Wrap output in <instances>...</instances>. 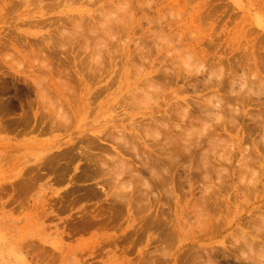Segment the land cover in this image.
I'll return each instance as SVG.
<instances>
[{"label": "rangeland", "instance_id": "rangeland-1", "mask_svg": "<svg viewBox=\"0 0 264 264\" xmlns=\"http://www.w3.org/2000/svg\"><path fill=\"white\" fill-rule=\"evenodd\" d=\"M148 1L0 0V264H187L183 263L184 259L191 264H210L205 261L211 254H214L212 264L264 263L263 251L262 254L258 252V256L257 252L250 253L246 248L241 251L246 258L241 257L240 250L237 252L238 261L233 257L226 261L228 255L225 259L217 256L220 254L218 250L240 246L239 240L245 231L254 233L262 227L261 232L264 233V217L261 216L264 213V118L257 121L263 114L259 104L264 101V0ZM79 21L84 22L80 24ZM155 21L161 22L162 27ZM229 33L237 34L234 42L233 38L228 40L226 35ZM208 44L212 45L206 47ZM96 52L101 54L95 55ZM86 62L90 63L89 67ZM255 63L258 64L256 75L252 70ZM85 67H88L87 72ZM96 71L101 77L96 75ZM233 72L237 75L230 78ZM216 75L220 78L217 79ZM240 82H245L243 89ZM252 82L254 84L250 85ZM235 89L241 90L237 95L241 97L240 102L230 103L231 97L237 94L232 93ZM251 89L252 92L253 89L259 91L252 95L253 101L247 106L243 95L249 97ZM258 93L261 95L256 97ZM210 103L215 105L211 108ZM179 106L181 109L177 108ZM184 107L187 112H183ZM214 108H217V113ZM170 109H174L173 112ZM180 113H184L183 116ZM186 115L189 121L185 120ZM248 115L255 119L251 120ZM153 117L165 121L171 136H175V139L171 137L175 148L179 149L175 145H182L178 138L182 130H185L182 132L186 140L191 137L187 144L190 152L188 149L179 150L185 153L179 154V159L173 163L176 167L166 159L161 162H166L164 167H161L163 164L157 166L151 153L144 152L147 147L145 141L153 144L157 152L158 146L161 148L164 144L155 145L161 136L157 133L156 124L152 123ZM196 118L198 121L194 120ZM232 121L239 125L234 127ZM201 122H204L206 132ZM256 125L262 126L261 131H255ZM151 129L155 131L154 137H151ZM117 131L127 133L135 144L141 146L138 154L130 146L118 145L121 142H111L108 136ZM146 131L150 132L149 135ZM242 131L244 134L240 137ZM85 137H94L93 140L96 139V143H101V147L104 145L106 149L101 148V151L97 147L92 150L95 140L91 138L89 142ZM209 137L217 140L214 152L209 151L212 150ZM218 140L222 142L219 144ZM192 142L200 144L194 145L197 151L193 146L191 152ZM204 142L211 146L206 147ZM233 144L235 147H228ZM201 146L208 148L207 151ZM82 147L88 149L82 150ZM109 152L113 161L107 157ZM115 157L123 159V162L120 159L115 161ZM117 162L116 165L111 164ZM123 163L131 164L129 166L135 171H128L126 165L125 168L121 165ZM105 164L109 167L106 168ZM99 166L106 168V174ZM117 168L121 171L119 177L118 174L112 175L116 174ZM152 169L159 170L160 174ZM145 170L150 172L145 174ZM136 171L143 173L139 175ZM167 177L170 182H167ZM206 179L209 183L205 182ZM257 181L256 194L247 201L248 184ZM203 184L209 187L203 188ZM219 184L227 185L222 188ZM192 253L198 256L193 258ZM190 255L191 260L188 258Z\"/></svg>", "mask_w": 264, "mask_h": 264}, {"label": "bare ground", "instance_id": "bare-ground-1", "mask_svg": "<svg viewBox=\"0 0 264 264\" xmlns=\"http://www.w3.org/2000/svg\"><path fill=\"white\" fill-rule=\"evenodd\" d=\"M149 2H150V0L148 1V3H149ZM126 5H127V4H126ZM129 5H130V4H129ZM133 6H134V3H133ZM149 7H150V5H149ZM149 7H147V8H148V11H149ZM154 7H155V6H154ZM154 7H153V9H154ZM188 9H189V8H188ZM188 9H187V10H188ZM134 11H135V9H134ZM210 12H212V11H210ZM130 13H131V12H130ZM154 13H155V12H154ZM213 13H214V12H213ZM205 14H206V13H204V15H205ZM228 14H229V13H228ZM132 15H133V14H132ZM236 15H237V14H236ZM231 16H232V15H231ZM237 16H239V14H238ZM163 17H164V16H163ZM179 17H180V16H179ZM87 18H88V17H87ZM87 18H86V19H87ZM129 18H131L130 15H129ZM232 18H233V17H232ZM83 19H85V18H83ZM83 19H82V20H83ZM167 19H170V18H167ZM205 19H206V18H205ZM70 20H71V19H70ZM79 20H80V19H79ZM129 20H132V19H129ZM207 20H209V19L207 18ZM232 20H233V19H232ZM87 21H88V20H87ZM111 21H112V20H111ZM116 21H117V20H116ZM118 21H119V20H118ZM126 21H127V20H126ZM149 21H150V20H149ZM70 22L72 23V21H70ZM79 22H80V24H82L84 21H83L82 23H81V21H79ZM91 22H92V20H91ZM152 22H154V21H151V23H152ZM202 22H203V21H202ZM62 23H63V22H62ZM122 23H123V22H122ZM129 23H130V22H129ZM129 23H128V24H129ZM155 23H156V21H155ZM159 23H161V22H158V23H156V24L158 25ZM91 24H93V23H91ZM108 24H109V23H108ZM117 24H118V23H117ZM123 24H124V23H123ZM148 24H150V23H148ZM156 24H155V26H156ZM203 24H204V23H203ZM52 25H53V24H52ZM54 25H56V24H54ZM54 25H53V26H54ZM96 25H97V24H96ZM111 25H113V24H111ZM115 25H116V24H115ZM160 25H161V24H159V26H160ZM78 26H81V25H78ZM90 26H91V25H90ZM93 26H94V24H93ZM113 26H114V25H113ZM123 26H124V25H121L120 27H123ZM106 27L108 28V25H106ZM106 27H105V28H106ZM160 27H162V26H160ZM109 28H110V27H109ZM115 28H116V26H115ZM115 28H113V29H115ZM117 28H118V27H117ZM125 28H126V27H125ZM61 29H63V27H62ZM86 29H87V28H86ZM86 29H85V30H86ZM119 29H120V28H119ZM123 29H124V28H123ZM139 29H141V28H139ZM160 29H161V28H160ZM160 29H158V30L160 31ZM54 30H55V29H54ZM110 30H112V29H110ZM110 30H109V31H110ZM116 30H117V29H116ZM156 30H157V27H156ZM163 30H164V29H163ZM58 31H60V29H59ZM103 31H105V30H103ZM60 32H61V31H60ZM107 32H108V31H107ZM110 32H111V31H110ZM113 32H114V31H113ZM116 32H117V31H116ZM161 32H162V30H161ZM161 32H160V33H161ZM164 32H165V31H164ZM111 33H112V32H111ZM117 33H118V32H117ZM165 33H166V32H165ZM158 34H159V33H158ZM162 35L164 36L163 33H162ZM169 35H170V34H169ZM63 36H65V35H63ZM150 36H151V35H150ZM165 36H166V35H165ZM226 36H228V40H230L231 38H233V42L237 39V34H236V33H235V34H233V33H229V34H227ZM226 36H225V37H226ZM146 37H147V36H146ZM178 37H179V36H178ZM165 38H168V36H166ZM162 39H163V38H162ZM191 39H192V38H191ZM193 39H194V38H193ZM163 40H164V39H163ZM175 40H177V39H175ZM153 41H154V40H153ZM155 41H156V40H155ZM170 41H171V40H170ZM170 41H169V42H170ZM208 41H209V40H208ZM150 42H151V41H150ZM150 42H149V43H150ZM162 42H163V41H162ZM173 42H174V41H173ZM177 42H178V41H177ZM206 42H207V41H206ZM143 43H144V42H143ZM208 43H211V42H208ZM217 44H218V43H217ZM144 45H146V44L144 43ZM147 45H148V44H147ZM206 45H207V44H206ZM209 45H210V44H208V46H206V47H209ZM211 45H212V44H211ZM211 45H210V46H211ZM214 45H215V44H214ZM139 46H140V45H139ZM142 47H144V46H142ZM146 47H147V46H146ZM212 47H213V46H212ZM147 48H148V47H147ZM147 48H145V49H147ZM231 48L233 49L234 47L231 46ZM210 49H212V48H210ZM222 49H223V47H222ZM99 52H100V51H99ZM99 52H96L95 55H96L97 53H99ZM147 52H148V51H147ZM147 52H146V53H147ZM222 52H223V50H222ZM248 52H249V51H248ZM228 53H229V52H228ZM99 54H101V53H99ZM143 54H144V53H143ZM263 54H264V53H263ZM147 55H149V54H147ZM225 55H226V54H225ZM257 55H258V54H257ZM99 56H100V55H99ZM143 56H145V54H144ZM262 56H263V55H262ZM145 57H146V56H145ZM96 58H98V55H97ZM138 58H139V57H138ZM216 58H217V57H216ZM227 58H228V57H227ZM103 59H104V58H103ZM219 59H220V58H219ZM65 60H67V59H65ZM76 60H77V59H76ZM139 60H140V58H139ZM146 60H147V59H146ZM227 60H228V59H227ZM52 61H53V60H52ZM97 61H98V60H97ZM232 61H233V60H232ZM232 61H230V62H232ZM263 61H264V60H263ZM61 62H63V61H61ZM82 62H84V61H82ZM146 62H147V61H146ZM196 62H197V61H196ZM225 62H226V61H225ZM235 62H236V61H235ZM235 62H234V63H235ZM86 63H88V62H86ZM97 63H98V62H97ZM97 63H96V64H97ZM113 63H114V62H113ZM237 63H238V62H237ZM243 63H244V62H243ZM50 64H51V63H50ZM82 64H83V63H82ZM89 64H90V63H88V65L86 64V66L89 67ZM101 64H102V63H100V66H101ZM143 64H144V62H143ZM221 64H222V62H221ZM53 65H54V64H53ZM77 65H78V64H77ZM84 65H85V64H84ZM201 65H202V64H201ZM214 65H215V63H214ZM235 65H236V64H235ZM248 65H249V64H248ZM44 66H46V65H44ZM79 66H80V65H79ZM100 66H99V67H100ZM198 66H199V65H198ZM218 66H219V65H218ZM218 66H217V68H218ZM221 66H224V65H221ZM221 66H220V67H221ZM233 66H234V65H233ZM50 67H51V66H50ZM60 67H61V66H60ZM80 67H81V66H80ZM88 67H85L84 70L86 71V70L88 69ZM93 67H95V65H93ZM99 67L97 66L98 69H99ZM105 67H106V66H105ZM105 67H104V68H105ZM234 67H235V66H234ZM247 67H249V66H247ZM252 67H253V66H252ZM254 67H255V68L252 69V70H254V75H256V74L258 73V68H257V67H258V64L256 65V63H255ZM63 68H64V66H63ZM86 68H87V69H86ZM97 68H96V69H97ZM100 68H101V67H100ZM139 68H140V70H142V69H141L142 67L139 66ZM198 68H199V67H198ZM204 68H205V67H204ZM204 68H203V69H204ZM211 68H213V65L211 66ZM217 68H215V69H217ZM222 68H223V67H222ZM231 68H232V67H231ZM263 68H264V67H263ZM102 69H103V68H102ZM203 69H202V71H203ZM205 69H206V68H205ZM223 69H224V68H223ZM80 70H81V69H80ZM109 70H110V69H109ZM196 70H197V69H196ZM198 70H199V69H198ZM198 70H197V71H198ZM207 70H208V69H207ZM218 70H219V69H218ZM218 70H217V71H218ZM233 70H234V69H233ZM233 70H232V71H233ZM240 70H243V71H244V69H242V68H240ZM64 71H65V70H64ZM64 71H63V72H64ZM92 71H93V69H92ZM164 71H166V70L164 69ZM169 71H171V70H169ZM211 71H212V70H211ZM80 72H82V71H80ZM86 72H87V71H86ZM96 72H97V71H96ZM104 72H105V71H104ZM205 72H206V71H205ZM222 72H223V70H222ZM226 72H227V70H226ZM77 73H78V72H77ZM162 73H164V72H162ZM195 73H196V72H195ZM197 73H198V72H197ZM207 73H208V72H207ZM213 73H214V71H213ZM219 73H220V75H221V72H220V71H219ZM224 73H225V72H224ZM243 73H244V72H243ZM245 73H246V72H245ZM263 73H264V72H263ZM58 74H59V73H58ZM144 74L147 75L148 72H145ZM165 74H166V72H165ZM170 74H171V73H170ZM204 74H205V73H204ZM209 74H211V73H209ZM233 74H236V75H237L236 72H235V73L233 72V73L230 75V78L233 77ZM246 74H247V73H246ZM45 75H46V74H45ZM69 75H70V74H69ZM74 75H75V74H74ZM96 75H97V76L99 75V76L101 77V74L99 73V71L97 72ZM108 75H109V74H108ZM211 75H212V74H211ZM240 75H241V74H240ZM242 75H243V74H242ZM252 75H253V73H252ZM99 76H98V77H99ZM168 76H169V75H168ZM209 76H210V75H209ZM212 76H213V75H212ZM218 76H219V75H218ZM221 76H224V74H222ZM245 76H246V75H245ZM154 77H155V76H154ZM165 77H167V76L165 75ZM207 77H208V76H207ZM224 77H225V76H224ZM243 77H244V76H243ZM246 77H247V76H246ZM60 78H61V77H60ZM156 78H157V76H156ZM169 78H172V76L169 77ZM169 78H167V80H168ZM174 78H175V77H174ZM216 78L219 79L220 77L218 78L217 75H216ZM216 78H215V79H216ZM221 78H222V80H224L223 77H221ZM226 78H227V77H226ZM236 78H238V77H236ZM241 78H242V77H241ZM250 78H251V77H250ZM252 78H253V81H254L255 76H253ZM162 79H163V78H162ZM184 79H185V78H184ZM192 79H193V78H192ZM195 79H197V78H195ZM66 80H67V79H66ZM95 80H96V78H95ZM154 80H155V79H154ZM163 80H165V78H164ZM193 80H194V79H193ZM222 80H221V81H222ZM225 80H226V79H225ZM236 80H238V79H236ZM42 81H43V80H42ZM152 81H153V80H152ZM169 81H171V79H170ZM174 81H175V79H174ZM232 81H234V80H232ZM239 81H243V80H239ZM245 81H246V78H245ZM251 81H252V79H251ZM143 82H144V81H143ZM192 82H193V81H192ZM203 82H205V81L203 80ZM203 82H202V83H203ZM209 82H210V81H209ZM217 82H218V81H217ZM235 82H236V81H235ZM255 82H256V81H255ZM263 82H264V81H263ZM40 83H41V82H40ZM97 83H98V82H97ZM110 83H111V82H110ZM194 83H195V82H194ZM194 83H193V84H194ZM211 83H213V81H212ZM211 83H210V84H211ZM226 83H227V81H226ZM226 83H224V84H226ZM228 83H230V82H228ZM233 83H234V82H233ZM243 83H245V82H242V84H241V82H240V84H241L240 87H241V88H242ZM246 83H248V82H246ZM258 83H259V82H258ZM92 84H93V83H92ZM170 84H171V83H170ZM198 84H199V83H198ZM220 84H221V83H220ZM248 84H249V83H248ZM253 84H254L253 82H252V84L250 83V85H253ZM38 85H39V84H38ZM93 85H95V84H93ZM143 85H144V83H143ZM150 85H152V84L150 83ZM156 85H158V84L156 83ZM172 85H174V84L172 83ZM199 85H200V84H199ZM202 85H204V84H202ZM218 85H219V83H218ZM226 85H227V84H226ZM233 85L236 86L237 84H236V85L233 84ZM263 85H264V84H263ZM108 86H109V85H108ZM147 86H148V85H147ZM147 86H145V87H147ZM209 86H210V85H209ZM221 86H222V88H223L224 85H221ZM237 86H238V85H237ZM237 86H236V87H237ZM246 86H247V84H246ZM152 87L154 88L155 86L152 85ZM152 87H150V88H152ZM192 87H193V86H192ZM195 87H197V85H195ZM195 87H194V88H195ZM204 87H206V85H204ZM204 87H203V88H204ZM210 87H211V86H210ZM214 87H215V86H214ZM227 87H228V85H227ZM229 87H232V86H231V83H230V86H229ZM243 87H245V86L243 85ZM248 87H249V85H248ZM263 87H264V86H263ZM66 88H67V87H66ZM190 88H191V87H190ZM222 88H221V89H222ZM253 88H254V87H253ZM255 88H256V87H255ZM260 88L263 89V88H262V85H261ZM106 89H107V87H106ZM198 89H199V88H198ZM228 89H230V88H227V90H228ZM232 89H234V87H233ZM232 89H231V90H232ZM236 89H237V88H236ZM236 89L233 90V92H232V93H235V94L237 93L236 96L231 97V99L228 98V99H230V101H229L230 103H231V101H237V102H240V98H241V97H239V96H237V95H238V92H240L241 90H240V91H237ZM242 89H243V88H242ZM245 89H246V88H245ZM258 89H259V88H258ZM261 89H260V90H261ZM102 90H103V89H102ZM185 90H186V89H185ZM195 90H196V89H195ZM222 90H223V89H222ZM222 90H221V91H222ZM225 90H226V89H225ZM225 90H224V91H225ZM227 90H226V92H227ZM231 90H230V91H231ZM238 90H239V89H238ZM87 91H88V90H87ZM136 91H137V89H136ZM182 91H184V90H182ZM198 91H200V90H198ZM230 91H229V92H230ZM242 91H244V90H242ZM257 91H259V90H257ZM257 91H256V89H253V92H252V89H251V90H249V92H248L249 97H247V95H246V96L243 95V98L246 97V98H245L246 100L243 99V101L247 104V106L250 105L251 101H253V97H252V95H253L255 92H257ZM261 91H262V90H261ZM45 92H46V91H45ZM102 92H103V91H102ZM105 92H106V91H105ZM139 92H140V90H139ZM193 92H194V91H193ZM229 92H228V93H229ZM263 92H264V90H263ZM46 93H47V92H46ZM47 94H48V93H47ZM99 94H101V93H99ZM165 94H166V93H165ZM168 94H169V93H168ZM230 94H231V93H230ZM93 95H95V94H93ZM140 95H141V94H140ZM231 95H233V94H231ZM239 95H240V94H239ZM259 95H261V93H258V95H256V97L259 96ZM97 96H98V95H97ZM211 96H212V95H211ZM214 96H216V94H215ZM226 96H227V95H226ZM87 97H88V96H87ZM98 97H99V96H98ZM134 97H135V96H134ZM167 97H168V96H167ZM223 97H224V96H223ZM229 97H230V96H229ZM49 98H51V97H49ZM52 98H53V97H52ZM57 98H58V97H57ZM202 98H203V97H202ZM207 98H208V97H207ZM258 98H259V97H258ZM262 98H263V96H262ZM126 99H127V98H124L125 101H126ZM172 99H173V98H172ZM203 99H204V98H203ZM215 99H217V98H215ZM215 99H214V100H215ZM42 100H43V98H42ZM204 100H205V99H204ZM208 100H210V99H208ZM226 100H227V99H226ZM210 101H212V100H210ZM210 101H209V102H210ZM218 101H219V100H217L216 102H218ZM220 101H222V100H220ZM52 102H53V100H52ZM52 102H51V103H52ZM55 102H56V101H55ZM206 102H207V101H206ZM216 102H215V103H216ZM241 102H242V101H241ZM120 103H122V102H120ZM191 103H192V102H191ZM196 103H199V102H196ZM196 103L194 102L193 104H196ZM223 103L225 104V102H223ZM55 104H56V103H55ZM91 104H92V103H91ZM127 104H129V100H127ZM173 104H174V103H173ZM180 104H181V103H180ZM180 104H179V105H180ZM182 104H183V103H182ZM193 104H192V105H193ZM218 104H219V103H218ZM218 104H217V105H218ZM226 104H227V103H226ZM240 104H241V103H240ZM129 105H130V104H129ZM175 105H177V104H175ZM197 105H198V104H197ZM199 105H201V104H199ZM209 105L211 106V103H210ZM213 105H215V104L213 103ZM213 105H212V106H213ZM229 105H231V104H229ZM253 105L255 106V104H253ZM47 106H48V105H47ZM47 106H46V107H47ZM184 106H185V105H184ZM194 106H195V105H194ZM212 106H211V108H212ZM219 106H221V104H219ZM231 106H232V105H231ZM233 106H234V105H233ZM235 106H238V105H235ZM259 106H260V108H262V110H263L262 113H263V114H262V113L259 114V115L262 114V116H260L259 119L257 118V121H258V122H259V120L261 119V117L264 118V101H263V102H260ZM60 107H61V106H60ZM171 107H172V106H171ZM181 107L183 108V106H181ZM185 107L187 108V106H185ZM185 107H184V109H183V110H184L183 112H187V111H185ZM195 107H196V106H195ZM197 107H198V106H197ZM201 107H202V106H201ZM225 107H226V106H225ZM239 107H240V106H239ZM125 108H126V107H125ZM172 108H173V107H172ZM177 108H180V106L177 107ZM204 108H205V106H204ZM222 108H223V106H222ZM226 108H227V107H226ZM228 108H230V107L228 106ZM231 108H232V107H231ZM132 109H133V108H132ZM174 109H176V108H174ZM174 109H173V110H174ZM180 109H181V108H180ZM198 109H200V108H198ZM214 109H215V108H214ZM216 109H217V108H216ZM216 109H215V111H216ZM218 109H219V108H218ZM220 109H221V108H220ZM232 109H233V108H232ZM81 110H82V109H81ZM170 110H172V109H170ZM173 110H172V112H173ZM177 110L180 111L179 109H177ZM203 110H204V109H203ZM203 110H202V111H203ZM206 110H207V108H206ZM212 110H213V109H212ZM222 110H223V109H222ZM225 110H226V109H224V111H225ZM228 110H229V109H228ZM234 110H235V112H236L237 109L234 108ZM262 110H261V111H262ZM191 111H192V110H191ZM207 111H208V110H207ZM218 111L220 112V110H218ZM231 111H232V110H231ZM231 111H230V112H231ZM238 111H240V110H238ZM238 111H237V114H238ZM251 111H252V110H251ZM81 112H82V111H81ZM174 112H175V111H174ZM198 112H199V111H198ZM221 112H222V111H221ZM259 112H260V111H259ZM259 112H258V113H259ZM66 113H67V112H66ZM156 113H157V112H156ZM177 113H178V112H177ZM188 113H189V112H188ZM202 113H203V112H202ZM204 113H206V112H204ZM207 113H209V112H207ZM213 113H214V112H213ZM216 113H217V111H216ZM216 113H215V115H216ZM222 113H223V112H222ZM222 113H221V114H222ZM227 113H228V112H227ZM239 113H240V112H239ZM253 113L256 114L254 111H253ZM67 114H68V113H67ZM67 114H66V115H67ZM180 114L183 116L184 113H183V114L180 113ZM194 114H195V113H193V115H194ZM199 114H200V113H199ZM221 114H219V115H221ZM231 114H232V113H231ZM240 114H242V113H240ZM254 114H253V115H254ZM68 115H69V114H68ZM177 115H178V114H177ZM187 115H189V114H187ZM187 115H186V119H185V120H187V119H188L187 117H189V116H187ZM200 115H202V114H200ZM210 115H212V114H210ZM229 115H230V114H229ZM64 116H65V115H64ZM184 116H185V115H184ZM195 116H196V115H195ZM205 116H208V115L205 114ZM205 116H204V117H205ZM217 116H218V115H217ZM223 116H224V115H223ZM223 116H222V117H223ZM227 116H228V115H227ZM237 116H238V115H237ZM239 116H240V115H239ZM179 117H180V115H179ZM190 117H191V115H190ZM233 117H234V116H233ZM248 117L251 118V116H249V115H248ZM252 117H253V116H252ZM257 117H258V115H257ZM173 118H174V117H173ZM177 118H178V116H177ZM181 118H182V117H181ZM193 118H194V117H193ZM205 118H206V117H205ZM207 118H208V117H207ZM210 118H212V117H210ZM213 118H214V116H213ZM213 118H212V119H213ZM216 118H217V117H216ZM220 118H221V116L218 117V120H219ZM227 118H229V117H227ZM239 118H240V117H238V119H239ZM153 119H155V120H153L152 123H155V124H156V126H157V127H156V130H158L157 133H158L161 137L163 136L162 138L159 137V138H161V139L159 140V138H157L158 134H156L157 136H155V137L157 138V140H156L155 145H157V144L160 145L159 143H161V142H163L164 144L161 146V148L158 146L159 150H158V152H157V151L154 150V148H153L154 145H153V144L149 143L148 141H145L147 147H146V149L144 150V152L147 153V154H148V152L151 153L152 158H154L155 161H156V162H154L155 165H156V163L158 164L157 166H159L160 164H163V165H161V167H164V166H165L164 163H166V162H169V163H171V165H172V164L175 162V160H176V162H177V159H179V157H180L179 154H181L182 152L185 153V151H182V152L180 153L181 148L184 149V150H187V149H188V145H187V144H188L189 140L191 139V137H190V139L187 138V139H189V140H186L185 133H183V132H185V130H182L183 132L181 131L180 134H179V136L177 135L178 138L180 137V143H182V145H175V146H179V147H178L179 149H177V148H175L174 145H173V142H174V141H171V137H173V136H171L172 132H171V130L167 127V125L165 124V121H163L161 118H154V117H153ZM189 119H190V118H189ZM189 119H188V121H189ZM230 119H231V118H230ZM252 119H255V118H251V120H252ZM175 120H176V119H175ZM194 120H197V118L194 119ZM194 120H193V121H194ZM200 120H201V119L199 118V122H200ZM207 120H208V119H207ZM210 120H211V119H210ZM210 120H209L208 123H206V124H207V127H208L209 123L211 122ZM214 120H217V119H214ZM231 120H233V119H231ZM249 120H250V119H249ZM251 120H250V121H251ZM261 120H262V119H261ZM143 121H144V120H143ZM178 121H179V119H178ZM180 121H181V120H180ZM183 121H184V120H183ZM193 121H192V122H193ZM197 121H198V120H197ZM237 121H238V120H237ZM250 121H249V122H250ZM255 121H256V120H255ZM262 121H263V123H264V120H262ZM122 122H123V121H122ZM144 122H145V121H144ZM190 122H191V121H190ZM215 122H216V121H215ZM215 122H214V123H215ZM219 122H221V120H219ZM222 122H224V120H223ZM227 122H228V121H227ZM234 122H235V121H234ZM238 122H239V121H238ZM142 123H143V122H142ZM235 123H236V122H235ZM239 123H240V122H239ZM247 123H248V122H247ZM250 123H251V122H250ZM261 123H262V122H261ZM263 123H262V124H263ZM144 124H145V123H144ZM147 124H148V123H147ZM201 124H202V122H201ZM203 124H204V122H203ZM203 124H202V126H203ZM215 124H216V123H215ZM232 124H233V121H232ZM255 124H256V122H255ZM257 124H258V123H257ZM126 125H127V124H126ZM151 125H152V124H151ZM151 125H150V126H151ZM174 125H175V124H174ZM174 125H173V126H174ZM197 125H199V124L197 123ZM213 125H214V124H213ZM216 125H218V124H216ZM227 125H229V124H227ZM236 125H237V124H236ZM236 125L233 124L234 127H237L239 124H238L237 126H236ZM253 125H254V124H253ZM53 126H54V125H53ZM120 126H121V125H120ZM139 126H140V125H139ZM144 126H146V125H144ZM144 126H143V127H144ZM147 126H148V125H147ZM147 126H146V127H147ZM154 126H155V125H154ZM184 126H186V125H184ZM204 126H205V125H204ZM204 126H203V129H204ZM221 126H222V125H221ZM254 126H255V125H254ZM137 127H138V126H137ZM137 127H135V128H137ZM141 127H142V126H141ZM151 127H153V126H151ZM171 127H172V126H171ZM190 127H191V126H190ZM192 127H194V126H192ZM212 127H214V126H212ZM212 127H211V129H212ZM218 127H219V126H218ZM228 127H229V126H228ZM231 127H232V125H231ZM234 127H232V128L234 129ZM246 127H247V126H246ZM261 127H262V126H261ZM261 127L258 126V125H256V127H255V131H256V132H258V130L261 131ZM138 128H139V127H138ZM154 128H155V127H154ZM173 128H174V127H173ZM175 128H178V127L175 126ZM180 128H181V127H180ZM182 128H183V127H182ZM182 128H181V129H182ZM196 128H197V127H196ZM249 128H251V129L253 130L252 126H250ZM140 129H141V128H140ZM140 129H139V130H140ZM143 129H146V128H143ZM147 129H148V128H147ZM152 129H153V128H152ZM152 129H151V130H152ZM178 129H179V128H178ZM185 129H187V128H185ZM188 129H190V128L188 127ZM191 129H192V128H191ZM200 129H202V128H198V130H200ZM208 129L210 130V128H208ZM230 129H231V128H230ZM233 129H232V130H233ZM236 129H237V128H236ZM246 129H248V128H246ZM192 130H193V129H192ZM195 130H196V129H195ZM205 130H206V129H204V132L207 131V130H206V131H205ZM214 130H215V129H214ZM234 130H235V129H234ZM252 130H250V131H251V132H250L251 134H253ZM262 130H264V126H263ZM108 131H110V130H108ZM143 131H144V130H143ZM152 131H153V130H152ZM196 131H197V130H196ZM202 131H203V130H202ZM253 131H254V130H253ZM255 131H254V132H255ZM113 132H114V131H113ZM154 132H155V131H153V133L151 134V137H154V135H153V134H155ZM191 132H192V131H191ZM198 132H199V131H198ZM231 132H232V131H231ZM234 132H235V131H234ZM246 132H247V131H246ZM108 133H112V131H111V132H108ZM145 133H147V134L149 135L150 132L148 133V132L146 131ZM186 133H188V130L186 131ZM210 133H212V132H210ZM248 133H249V132H248ZM126 134H127V133H126ZM126 134H125V133H122L121 131H117V132H115V133L109 135L108 137H109V139L111 140V142H113V141H116V142L118 141L117 143L121 142V143H119L118 145H121V144L123 145V144H124V147H125V146H130L132 149H134V151L136 150V151H137V154H138V152H139L141 146L139 147L137 144H135V143L130 139V137L128 136V134H127V135H126ZM133 134H134V133H133ZM142 134L144 135L143 132H142ZM191 134H192V133H191ZM194 134H195V133H194ZM197 134H198V133H197ZM197 134H195V135H197ZM200 134H201V133H200ZM204 134H205V133H204ZM204 134H202V135H204ZM243 134H244V133H243V131H242V132L240 133L239 136H240V137H243ZM186 135H187V134H186ZM188 135H189V134H188ZM195 135H193V137H195ZM205 135H206V134H205ZM209 135H210V134H209ZM209 135H207V136H209ZM259 135H262V134H259ZM259 135H258V137H257L258 139H259ZM263 135H264V133H263ZM84 136H85V135H84ZM106 136H107V135H106ZM190 136H191V135H190ZM197 136H198V135H197ZM221 136H222V135H221ZM223 136H224V135H223ZM86 137H87V136H86ZM86 137H85V138H86ZM108 137H107V139H108ZM133 137H134V136H133ZM143 137H144V136H143ZM198 137H200V136H198ZM224 137H225V136H224ZM261 137H262V136H261ZM85 138H84V139H85ZM91 138H92V137H91ZM91 138H88V139L86 138V139H87L88 141H89V140L91 141ZM93 138H94V137H93ZM93 138H92V141L95 140L94 142L96 143V139L93 140ZM100 138H101V136H100ZM196 138H197V137H196ZM196 138H194V139H196ZM201 138H202V137H201ZM209 138H210V137H209ZM221 138H223V137H221ZM221 138H219V139H221ZM227 138H228V137H227ZM247 138L249 139V138H250V135H249V137H247ZM247 138H246V139H247ZM262 138H263V137H262ZM86 139H85V140H86ZM152 139H153V138H152ZM173 139H175V136L173 137ZM206 139H207V137H206ZM215 139H216V138H214V137L212 138V140H211V138H210L211 142L209 141V143L212 144V150H209V151L214 152L213 148H215L216 145H217V140H215ZM246 139H245V140H246ZM258 139L256 140V142L258 141ZM260 139H261V138H260ZM102 140H103V139H102ZM112 140H113V141H112ZM153 140H154V139H153ZM197 140H198V139H197ZM197 140H196V143H197ZM199 140H203V139H200V138H199ZM238 140H241V138H238ZM88 141H86V142H88ZM90 141H89V142H90ZM97 141H98V140H97ZM135 141H136V140H135ZM149 141H150V140H149ZM191 141H192V140H191ZM204 141H205V140H204ZM218 141H219V144H220V142H222V140H221V141L218 140ZM225 141H226V139H225ZM229 141H231V140L229 139ZM259 141H260V140H259ZM82 142H83V141H82ZM98 142H99V141H98ZM108 142H109V140H108ZM137 142H138V141H137ZM199 142H203V141H199ZM231 142H232V141H231ZM234 142H235V141H234ZM248 142H250V139H249ZM248 142H246V143L248 144ZM254 142H255V141H254ZM256 142H255V143H256ZM260 142H262V141H260ZM92 143H93V142H92ZM174 143H175V142H174ZM177 143H178V142H177ZM180 143H179V144H180ZM193 143H194V142H192V144H193ZM204 143H205V145H206V142H204ZM207 143H208V141H207ZM224 143H225V142H224ZM239 143H240V142H239ZM93 144H94V143H93ZM93 144H92V145H93ZM227 144H228V141H227ZM230 144H232V143H230ZM230 144H229V145H230ZM243 144H244V143H243ZM89 145H91V143H89ZM116 145H117V144H116ZM190 145H191V144H190ZM190 145H189V146H190ZM194 145H196V144H193V145L191 146V148H190V149H191V152H192V148H193ZM197 145H200V144H197ZM197 145H196V146H197ZM205 145H204V146H205ZM222 145H223V144H221V146H222ZM245 145H246V144H244V146H245ZM258 145H259V144H258ZM105 146H106V145H105ZM182 146H183V147H182ZM207 146H208V145H206V147H207ZM209 146H211V145H209ZM209 146H208V147H209ZM217 146H218V145H217ZM224 146H225V145H224ZM227 146H228V145H227ZM232 146L235 147L234 144L231 145V146H228V147L232 148ZM263 146H264V145H262V147H263ZM91 147H92V150H95V148H97V147H100L99 149H101V148H105L104 145L101 147V143H99V144L96 143V144H94V146H91ZM106 147H108V146H106ZM194 147H195V146H194ZM259 147H260V146H259ZM84 148H86V147H84ZM84 148L82 147V150H83ZM121 148H122V146H121ZM195 148H196V147H195ZM201 148H202V146H201ZM201 148H200V149H201ZM238 148H239V147H238ZM87 149H88V148H86V150H87ZM105 149H106V148H105ZM107 149H108V148H107ZM109 149H111V148H109ZM132 149H131V151H132ZM198 149H199V148H198ZM200 149H199V150H200ZM202 149H203V148H202ZM207 149H208V148L203 149V150L207 151ZM248 149H249V148H248ZM260 149H261V148H260ZM263 149H264V148H263ZM84 150H85V149H84ZM179 150H180V151H179ZM188 150H189V149H188ZM199 150H198V151H199ZM101 151H102V149H101ZM129 151H130V149H129ZM136 151H135V152H136ZM196 151H197V148H196ZM201 151H202V150H201ZM205 151H203V152H205ZM209 151H208V152H209ZM230 151H231V150H230ZM245 151H246V150H245ZM251 151H252V150H251ZM263 151H264V150H263ZM263 151H262V152H263ZM69 152H70V151H69ZM69 152H68V153H69ZM80 152H82V151H80ZM107 152H108V151H107ZM107 152H106V153H107ZM189 152H190V150H189ZM233 152H234V151H233ZM243 152H244V151H243ZM249 152H250V151H249ZM68 153H67V154H68ZM70 153H71V152H70ZM89 153H90V152H89ZM106 153H105V154H106ZM140 153H141V152H140ZM140 153H139V154H140ZM183 153H182V154H183ZM187 153H188V152H187ZM193 153H194V152H193ZM201 153H202V152H201ZM245 153H247V152H245ZM78 154H79V153H78ZM80 154L82 155V153H80ZM93 154H94V153H93ZM107 154H108V153H107ZM109 154H110V152H109ZM123 154H124V153H123ZM125 154H126V153H125ZM128 154H129V153H128ZM189 154H191V153H189ZM203 154H204V153H203ZM203 154H202V155H203ZM206 154H208V153H206ZM210 154H211V153H210ZM87 155H88V154H87ZM111 155H112V153H111L109 156H107V157H108V158L110 157V158H111L110 160L113 161V159H112L113 155H112V156H111ZM114 155L117 156L116 153H115ZM126 155H127V154H126ZM129 155H130V154H129ZM132 155H135V153L132 152ZM191 155H192V154H191ZM197 155H198V153H197ZM244 155H245V154H244ZM85 156H86V155H85ZM89 156H90V155H89ZM98 156H99V155H98ZM137 156H138V155H137ZM143 156H144V155H143ZM146 156H147V155H146ZM146 156H145V157H146ZM182 156H183V155H182ZM184 156H185V154H184ZM199 156H200V155H199ZM203 156H204V155H203ZM206 156H207V155H206ZM253 156H254V154H253ZM99 157H100V156H99ZM134 157H135V156H134ZM140 157H141V156H140ZM145 157H143V158H145ZM148 157H149V156H148ZM196 157H197V156H195V158H196ZM246 157H248V156H246ZM83 158H84V155H83ZM91 158H92V160H94L92 154H91ZM91 158H90V159H91ZM150 158H151V157H150ZM189 158H191V157H189ZM208 158H209V156H208ZM216 158H217V157H216ZM252 158H253V157H252ZM95 159H96V158H95ZM101 159H102V157H101ZM101 159H100V160H101ZM118 159H120V158L117 157V159H116V157H115V161L118 160ZM140 159H141V158L138 157V161H139V162H140ZM147 159H149V158H146V160H147ZM164 159H166V160H165L166 162L161 163L162 160H164ZM182 159H184V158L182 157ZM257 159H258V158H257ZM85 160H86V159H85ZM88 160H89V159H88ZM97 160H98V159H97ZM103 160H104V159H103ZM146 160H145V161H146ZM186 160H187V159H186ZM186 160H185V161H186ZM191 160H192V159H191ZM194 160H195V159H194ZM199 160H200V159H199ZM199 160H198V161H199ZM230 160H231V159H230ZM240 160H242V158H241ZM243 160H244V156H243ZM254 160H255V159H254ZM94 161L96 162V160H94ZM120 161L123 162V159H120ZM138 161H136V162H138ZM142 161H143V159H142ZM148 161L150 162V159H149ZM198 161H196L197 164H199ZM206 161H207V160H206ZM208 161H209V160H208ZM208 161H207V162H208ZM224 161H225V160H224ZM87 162H88V161H87ZM91 162H93V161H91ZM100 162H101V161H100ZM106 162H107V161H106ZM106 162H105V163H106ZM122 162H121V163H122ZM124 162L126 163L127 160H125ZM176 162H175V163H176ZM187 162H188V161H187ZM217 162H218V161H217ZM229 162H230V161H229ZM256 162L258 163V161H256ZM107 163L110 164V162H107ZM143 163H144V161H143ZM143 163H141V164L144 165ZM189 163H190V162H189ZM194 163H195V162H194ZM201 163H202V162H201ZM240 163H242V161H241ZM245 163H246V162H244L243 164H245ZM248 163H249V162H248ZM252 163H253V162H252ZM102 164H103V162H101V165H102ZM109 164H108V165H109ZM111 164H115V165H116V164H118V162H117V163H111ZM119 164H120V163H119ZM146 164H147V161H146ZM150 164H151V163H150ZM167 164H168V163H167ZM183 164H184V163H183ZM195 164H196V163H195ZM197 164H196V165H197ZM205 164L209 165L208 163H205ZM212 164H213V163H212ZM212 164H211V165H212ZM237 164H238V163H237ZM243 164H241V165H243ZM88 165H90V164H88ZM91 165H92V164H91ZM94 165H95V164H94ZM94 165H93V166H94ZM98 165H100V164H98ZM108 165H107V166H108ZM121 165L125 168V165H126V164L124 165V163H123V164H121ZM129 165H131V164L126 165V166H127V167H126L127 170H128V171L130 170V172L135 171L134 169L132 170L131 166H129ZM171 165H169V166H171ZM176 165H177V164H176ZM203 165H204V163H203ZM215 165H216V164H215ZM215 165L213 164V166H215ZM238 165H239V164H238ZM246 165H247V164H246ZM96 166H97V165H96ZM104 166H106V164H105ZM107 166H106V168H107ZM110 166H112V165H110ZM113 166H114V165H113ZM144 166H145V165H144ZM144 166H143V167H144ZM146 166H148V165H146ZM172 166H175V165L173 164ZM186 166H187V165H186ZM186 166H185V167H186ZM193 166H194V165H193ZM239 166H240V165H239ZM247 166H248V165H247ZM94 167H95V166H94ZM99 167H100L101 169H103V166H99ZM99 167H96V168L98 169ZM108 167H109V166H108ZM117 167H119V166H117ZM139 167H140V166H139ZM141 167H142V166H141ZM141 167H140V168H141ZM154 167H155V166H153V168H154ZM175 167H176V166H175ZM181 167H182V166H181ZM181 167H180V168H181ZM185 167H184V168H185ZM198 167H201V164H200ZM248 167H249V166H248ZM248 167H247V168H248ZM106 168H104V169H106ZM113 168H114V167H113ZM145 168H146V167H145ZM145 168H143V169H145ZM150 168H152V167H150ZM155 168H156V167H155ZM166 168L169 170L168 167H166ZM166 168H163L162 170H165V171H166ZM172 168H174V167H172ZM188 168H189V166H188ZM204 168H205V167H204ZM208 168H209V167H208ZM93 169H94V168H93ZM97 169H96V172H97ZM104 169H103L102 173L104 172ZM117 169H118V168H117ZM122 169H123V168H122ZM122 169H121V170H122ZM170 169H171V168H170ZM200 169H201V168H200ZM205 169H207V168H205ZM214 169H215V168H214ZM214 169H213V171H214ZM245 169H246V166H245ZM111 170H113V169L111 168ZM111 170H110V172H112ZM115 170H116V169H115ZM123 170H124V169H123ZM140 170H141V169H140ZM150 170H151V169H150ZM152 170H153V171H156L157 169H156V170L152 169ZM159 170H160V168H159ZM159 170H157V171H159ZM172 170L174 171V169H172ZM172 170H171V171H172ZM187 170H188V169H187ZM192 170H193V169H192ZM194 170H195V169H194ZM196 170H197V169H196ZM202 170H204V169H202ZM239 170H240V169H239ZM90 171H92V169H91ZM107 171H109V170H107ZM128 171H127V173H128ZM145 171H146V170H145ZM160 171H161V170H160ZM160 171H159V174H160ZM165 171H164V172H165ZM171 171H170V172H171ZM198 171H199V169H198ZM198 171H197V172H198ZM204 171H205V170H204ZM225 171H226V170H225ZM242 171H243V168H242ZM244 171H245V170H244ZM92 172H93V171H92ZM99 172H100V171H99ZM115 172H116V174H112V175H115V176H116V175L118 174V175H117L118 177L121 175V174H120V173H121L120 168H119L118 170H116ZM115 172H113V173H115ZM119 172H120V173H119ZM141 172H142V171H141ZM141 172H140V173H141ZM148 172H150V171H148ZM148 172L146 171L145 174H148ZM193 172H194V171H193ZM195 172H196V171H195ZM197 172H196V173H197ZM209 172H210V171H209ZM215 172H216V171H215ZM226 172L229 173V171H226ZM261 172H262V170H261ZM104 173L106 174V171H105ZM136 173H139V172L136 171ZM140 173H139V175H141L143 172H142L141 174H140ZM157 173H158V172H155L154 174L157 175ZM167 173H168V172H167ZM167 173H165V174H167ZM196 173H195V174H196ZM199 173H200V175H201V172H199ZM223 173H224V172H223ZM228 173H227V174H228ZM242 173H243V172H241L240 175H241ZM244 173H245V172H244ZM95 174H96V173H95ZM134 174H135V173H134ZM149 174H150V173H149ZM152 174H153V173H152ZM177 174H179V173L177 172ZM177 174H176V175H177ZM193 174H194V173H193ZM197 174H198V173H197ZM202 174H205V173L203 172ZM206 174H207V173H206ZM206 174H205V175H206ZM221 174H222V173H221ZM102 175H104V174H102ZM109 175H110V174H109ZM127 175H128L127 177L130 176L129 174H127ZM136 175H137V174H136ZM143 175H144V174H143ZM155 175H154L153 177H155L156 179H159V178H157ZM168 175H170V174H168ZM223 175H225V174H223ZM242 175H243V174H242ZM262 175H263V174H262ZM159 176H162V175H159ZM202 176H203V175H202ZM225 176H226V175H225ZM227 176H229V175H227ZM238 176H239V175H238ZM137 177L139 178V176H137ZM137 177H136V178H137ZM153 177H152V178H153ZM164 177H165V176H163L162 178L160 177V178L163 179ZM193 177H195V176H193ZM242 177H243V176H242ZM114 178H115V177H114ZM116 178H117V177H116ZM129 178H130V177H129ZM133 178H134V177H133ZM140 178H141V176H140ZM142 178H143V180H147V181H148V179H145L143 176H142ZM155 178H154V179H155ZM168 178H169V177H167V179H168ZM207 178H208V177H207ZM240 178H241V177H240ZM194 179H195V178H194ZM226 179H227V178H226ZM226 179H224V181H225ZM111 180H112V179H111ZM135 180H136V179H135ZM206 180H207V179H206ZM219 180H220V178L218 179V182H219ZM222 180H223V178H222ZM228 180H229V179H228ZM112 181H115V180H112ZM122 181H123V180H122ZM122 181H121V182H122ZM139 181H140V179H139ZM164 181H165V184H166V180H164ZM168 181L170 182V179H168L167 182H168ZM209 181H210V180H209ZM226 181H227V180H226ZM232 181H233V179H232ZM121 182H119V183H121ZM141 182H142V180H141ZM144 182H145V181H144ZM150 182H151V181H150ZM152 182H153V181H152ZM159 182L161 183V181H159ZM197 182H198V180H197ZM205 182H208V180L205 181ZM228 182H229V181H228ZM114 183H115V182H114ZM119 183H118V184H119ZM122 183H123V182H122ZM208 183H209V182H208ZM219 183H221V182H219ZM222 183H223V181H222ZM224 183H225V182H224ZM226 183H227V182H226ZM231 183H232V182H231ZM112 184H113V183H112ZM123 184H124V183H123ZM129 184H130V183H129ZM145 184H147V183H145ZM163 184H164V183H163ZM165 184H164V185H165ZM195 184H196V183H195ZM227 184H228V183H227ZM227 184H226V185H227ZM257 184H258V181H257V182H254V183H250V184H248V188L246 189V193H247V197H246V199H247V201H251V198H252L253 196H255V194H256V189H257ZM120 185L122 186V184H120ZM124 185H125V184H124ZM124 185H123V186H124ZM127 185H128V184H127ZM142 185H143V184H142ZM147 185H148V184H147ZM203 185H204L203 188H205L206 185H205V184H203ZM219 185H220V184H219ZM226 185H225V186H226ZM246 185H247V184H246ZM246 185H245V186H246ZM112 186H113V185H112ZM117 186H118V185H117ZM125 186H126V185H125ZM149 186H150V185H149ZM153 186H154V184H153ZM220 186H221V185H220ZM225 186L222 185L221 187L223 188V187H225ZM169 187H170V186H169ZM206 187H209V186H206ZM242 187H244V185H243ZM116 188L118 189V187H116ZM194 188H195V187H194ZM200 188H201V187H200ZM245 188H246V187H244V189H245ZM144 189H145V188H144ZM169 189H170V188H169ZM171 189H172V188H171ZM212 189H213V188H212ZM242 189H243V188H242ZM244 189H243V190H244ZM259 189H260V187H259ZM142 190H143V189H142ZM146 191H147V190H146ZM202 192H203V191H202ZM215 192H217V191H215ZM203 193H204V192H203ZM206 193H207V192H206ZM217 193H218V192H217ZM217 193H215V194H217ZM224 193H225V192H224ZM204 194H205V193H204ZM215 194H214L213 196H216ZM145 195H146V193H144V196H145ZM147 195H148V194H147ZM204 196H205V195H203V197H204ZM206 196H209V195H206ZM218 196H219V195H218ZM156 197H157V196H156ZM197 197H198V196H196V198H197ZM216 197H217V196H216ZM158 198H159V197H158ZM213 198H214V197H213ZM213 200H214V199H213ZM144 201H145V200H144ZM202 201H203V200H202ZM209 202H210V201H209ZM144 203H145V202H144ZM144 203H143V204H144ZM202 203H203V202H202ZM219 203H220V202H219ZM145 204H146V203H145ZM202 205L205 206L204 204H202ZM207 206H208V205H207ZM144 207H145V206H144ZM147 207H148V206H147ZM263 207H264V206H263ZM145 208H146V207H145ZM253 213H254V212H253ZM256 213L258 214V212H255V215H257ZM260 213H261V212H260ZM262 214H264V213H262ZM262 214H261V216L264 217V215H262ZM219 215H220V214H219ZM251 215H252V214H251ZM258 215H259V214H258ZM213 216H214V215H213ZM257 217H258V216H256V219H258ZM262 217H261V218H262ZM216 218H217V217H216ZM250 218H252V217H250ZM250 218H249V219H250ZM220 219H221V218H220ZM220 219H219V220H220ZM249 219H248V221H249ZM152 220H153V219H152ZM251 220H253V219H251ZM262 220H263V219H262ZM152 222H153V221H152ZM155 222H156V221H155ZM252 222H253V221H252ZM254 223H255V222H254ZM260 224H262V223H260ZM260 224H259V225H260ZM252 225H254V224H252ZM255 225H256V224H255ZM263 225H264V220H263ZM263 225H261V226H263ZM261 226H260V227H261ZM250 227H251V226H250ZM263 227H264V226H263ZM248 228H249V227H248ZM255 228H258V227L256 226ZM253 229H254V228H253ZM261 229H262V227L259 229L260 231H257V230H256L254 233H252V232H250V231H245V232L243 233V237L241 238V240L238 239V240H239V244H240V246L235 245V247H236L235 249L229 248V250H226V249H225L224 251L218 250L217 253H220V254H217V256H219V257H220V256H221V257L223 256V258L225 259V258H227V255H228V258L225 259L226 261L229 259V257H231V258L233 257L234 260H235L237 257H239V256L237 255V252H238L239 250H240V252H241L242 249H245V248L248 249L247 251H250V253L252 252L253 254H254V253L256 254V252H257V254H258V252H260L259 254H262V253H261L262 251H263V254H264V233H263V231L261 232ZM254 230H255V229H254ZM262 230H263V229H262ZM190 232H191V231H190ZM219 234H220V233H219ZM251 237H253V239H250ZM230 240H231V239H230ZM230 240L228 239V241H230ZM228 241H227V242H228ZM235 244H236V242H235ZM242 246H243L244 248H243ZM261 247H262V249H261ZM258 248H260V249H258ZM165 249H166V248H165ZM165 249H164V251L166 252ZM256 249H257V251H256ZM206 251H207V250H206ZM213 252H215V251H213ZM242 252H244V251H242ZM242 252H241V253H242ZM194 253L196 254L195 251H194ZM194 253H192L193 255L191 254L193 258H194V255H195ZM241 253H239V254H241ZM246 253H247V252H246ZM184 254H185V253H183V255H184ZM208 254H209V253H208ZM210 254H211V253H210ZM243 254H244V253L241 254V257H242ZM259 254H258V256H259ZM191 255H190L188 258H190ZM213 255H214V254H213ZM213 255L211 254V257H209V259L206 258L207 260H206L205 262L210 263V264L214 263V262H213V259H212V256H213ZM245 255H246V254H245ZM245 255H243L244 258H246ZM185 256H187V255H185ZM195 256H198V255H195ZM206 256H209V255H206ZM247 256H248V254H247ZM260 256H261V255H260ZM192 257H191V258H192ZM201 257H202V256H201ZM262 257H263V256H262ZM191 258H190V260H191ZM216 258H217V257H216ZM223 258H221V259H223ZM233 258H232V259H233ZM255 258H256V257H255ZM248 259H251V257L248 258ZM252 259H253V258H252ZM262 259H263V258H262ZM190 260H189V261H190ZM215 260L218 261L217 259H215ZM219 260H220V259H219ZM230 260H231V259H230ZM230 260H229V261H230ZM236 260H237V259H236ZM243 260H244V259H243ZM256 260H257V258H256ZM258 260H259V259H258ZM260 260H261V259H260ZM183 261H184L183 263H187V264L190 263V264H191V262H186L185 259H184ZM187 261H188V259H187ZM192 261H193V260H192ZM223 261H224V260H223ZM231 261H233V260H231ZM231 261H230V262H231ZM237 261H238V260H237ZM244 261H246V260H244ZM194 262H195V260H194ZM205 262H204V263H205ZM235 262H236V261H235ZM246 262H250V261H246ZM251 262H252V261H251ZM254 262H255V261H253L252 264H253ZM200 263H202V262H199L198 264H200ZM255 263H256V262H255ZM258 263H259V261H258ZM258 263H257V264H258ZM219 264H220V263H219ZM229 264H230V263H229ZM231 264H233V263H231ZM234 264H235V263H234ZM260 264H261V263H260ZM263 264H264V263H263Z\"/></svg>", "mask_w": 264, "mask_h": 264}]
</instances>
